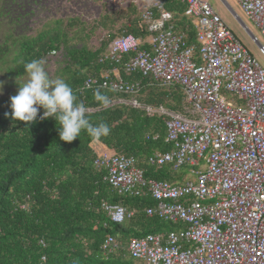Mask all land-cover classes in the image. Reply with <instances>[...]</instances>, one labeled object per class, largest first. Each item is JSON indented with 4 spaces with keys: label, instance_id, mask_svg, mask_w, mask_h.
<instances>
[{
    "label": "built area",
    "instance_id": "built-area-1",
    "mask_svg": "<svg viewBox=\"0 0 264 264\" xmlns=\"http://www.w3.org/2000/svg\"><path fill=\"white\" fill-rule=\"evenodd\" d=\"M129 1L139 8L140 27L152 35L145 40L123 32L102 60L120 64L131 54L124 62L127 72H140L152 84L182 87V112L146 107L169 116L165 141L172 145L167 151L155 150L148 163L189 168L193 176L176 182L148 178L137 158L124 154L95 159L120 194L154 198L156 204L144 209L148 217L182 225L132 237L126 250L146 264H264V68L208 0H182L194 19V43L187 29L174 28V13L162 0ZM236 1L264 37V0ZM120 3L112 0L113 5ZM253 39L264 54V43L256 35ZM118 72L117 66L105 69L102 80L89 77L82 89L99 86L131 96L142 90L141 80H124ZM116 102L142 107L135 98ZM159 137L147 134L148 139ZM103 208L115 223L136 214L107 201ZM121 247L110 235L101 249L110 254Z\"/></svg>",
    "mask_w": 264,
    "mask_h": 264
},
{
    "label": "trees",
    "instance_id": "trees-1",
    "mask_svg": "<svg viewBox=\"0 0 264 264\" xmlns=\"http://www.w3.org/2000/svg\"><path fill=\"white\" fill-rule=\"evenodd\" d=\"M162 2L174 13V28L187 29L189 42H196L194 22L183 19L187 15L186 3ZM129 8L134 12L128 19L131 25L127 21L121 28L111 29L108 38L96 48L72 44L74 26L83 24L80 18H70L67 23L58 20L56 27L35 36L16 35L11 30L9 37L0 43V64L9 63V56H13L14 65L6 70V77L11 80L27 74L26 63L45 61L49 53L60 52L56 77L72 87L77 102L94 109L88 111L93 125L104 122L110 128L109 135L98 141H92L82 131L76 140L66 142L59 138V125L54 118L39 120L42 108L37 121L29 128L24 121L13 122L5 117V112H11L10 99L7 104L0 103V264H43V256L45 264H138L126 250L132 237L182 226L158 216L148 217L145 207L156 204L150 194H120L106 180L107 170L94 164L101 155L124 154L136 157L148 178L183 180L182 173L172 165L157 167L148 163L155 150L167 151L172 145L165 141L169 116L146 109L163 106L182 112L185 103L182 87L152 84L140 72H127L124 62L131 54H126L120 64L102 60L109 45L123 32L138 36L150 34L140 28L138 6L131 4ZM109 19L107 14L103 15L98 24L108 28ZM115 66L124 80L144 83L137 95L116 93L99 86L82 89L86 79L102 80V71ZM97 89L109 97L107 108L94 99ZM133 98L142 107L116 102ZM148 133H160V137L148 139ZM105 201L134 209L136 214L124 223H115L103 208ZM110 235L123 247L115 253L104 254L102 244Z\"/></svg>",
    "mask_w": 264,
    "mask_h": 264
},
{
    "label": "rangeland",
    "instance_id": "rangeland-1",
    "mask_svg": "<svg viewBox=\"0 0 264 264\" xmlns=\"http://www.w3.org/2000/svg\"><path fill=\"white\" fill-rule=\"evenodd\" d=\"M228 22L235 35L258 59L264 68V54L260 52L259 45L254 41L249 30L242 24L238 16L247 24L249 29L264 43V37L256 25L247 17L244 10L236 0H208ZM129 0H121L119 5H113L112 0H0V43H3L10 31L16 35L28 34L35 36L43 30L57 26L58 20L67 23L70 18H80L79 23L72 30V44L77 46L98 47L108 38L111 29L121 28L130 16L134 15L129 6ZM134 4V3H133ZM128 6V7H127ZM129 10V11H128ZM234 11L238 14L235 15ZM109 16L108 28L98 24L103 15ZM100 18V19H99ZM99 19V20H98ZM184 21H194L189 14L183 17ZM11 41V40H10ZM60 52L47 55L45 70L50 78L56 79L58 67L57 59ZM14 65L13 56H9V63L0 64V82H3V92L0 93V103L7 104L11 96L16 95L20 85L17 79L6 77L8 66ZM27 74L18 78L24 83ZM182 179L193 176L189 168H182ZM138 264H146L144 261Z\"/></svg>",
    "mask_w": 264,
    "mask_h": 264
},
{
    "label": "clouds",
    "instance_id": "clouds-1",
    "mask_svg": "<svg viewBox=\"0 0 264 264\" xmlns=\"http://www.w3.org/2000/svg\"><path fill=\"white\" fill-rule=\"evenodd\" d=\"M45 61L32 60L24 65L28 79L20 85L16 95L10 97L11 112H5L6 118L13 122L24 121L30 126L37 121L38 112L43 109L40 121L54 118L62 141L72 142L86 131L92 141H98L110 133L109 126L100 122L93 125L88 117V110L82 102H77L72 87L63 79L50 78L44 67ZM3 82H0V93ZM94 99L104 108L110 99L99 89L94 92Z\"/></svg>",
    "mask_w": 264,
    "mask_h": 264
},
{
    "label": "crops",
    "instance_id": "crops-1",
    "mask_svg": "<svg viewBox=\"0 0 264 264\" xmlns=\"http://www.w3.org/2000/svg\"><path fill=\"white\" fill-rule=\"evenodd\" d=\"M129 4L131 3V4H133V2H128ZM130 4V5H131ZM135 4V3H134ZM130 5H128V6H130ZM127 6V7H128ZM130 22H132L131 20H130ZM129 21L127 22V24H128V26H130L131 25V23H130ZM141 28V27H140ZM142 29V28H141ZM143 30V29H142ZM144 31V30H143ZM150 33V32H149ZM152 34L150 33L149 35L147 34V35H139V36H141V37H143V38H145V40H148L149 38H150V36H151ZM145 45H148V42L145 44ZM118 75L120 74V70H119V72L117 73ZM184 180V179H183Z\"/></svg>",
    "mask_w": 264,
    "mask_h": 264
},
{
    "label": "water",
    "instance_id": "water-1",
    "mask_svg": "<svg viewBox=\"0 0 264 264\" xmlns=\"http://www.w3.org/2000/svg\"><path fill=\"white\" fill-rule=\"evenodd\" d=\"M235 15L238 16V14L234 11ZM238 18L240 19V21L242 22V24L249 30L250 34L252 35V37H254V33L249 29V27L247 26V24L238 16Z\"/></svg>",
    "mask_w": 264,
    "mask_h": 264
}]
</instances>
